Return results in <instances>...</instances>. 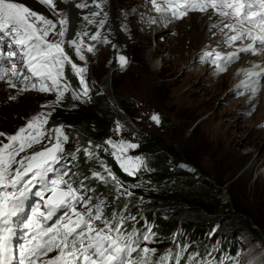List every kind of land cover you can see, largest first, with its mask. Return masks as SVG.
I'll return each instance as SVG.
<instances>
[{
  "label": "rangeland",
  "instance_id": "rangeland-1",
  "mask_svg": "<svg viewBox=\"0 0 264 264\" xmlns=\"http://www.w3.org/2000/svg\"><path fill=\"white\" fill-rule=\"evenodd\" d=\"M14 2L44 15L57 23V27L61 14L66 16L69 20L68 39L75 38V33L82 31L77 27L72 30V7L75 0H54L56 11L40 3V0H14ZM89 4L87 10L95 9L91 0ZM110 4L113 13L111 17L105 19L103 25L107 32L101 33L98 41L84 38L86 43L94 46L93 52L84 51L85 61L75 57L74 51L68 47L67 42L64 45L65 51L70 54L73 61L87 69L84 73L89 87L87 95L92 94L94 89L97 90L93 94L97 111L102 113L103 117L107 116L104 121L110 125V131L114 133L108 140L113 141L114 145L120 144L121 141L138 145L134 149L125 148L122 152H118L129 157H141L142 154L149 152L138 140L137 133L143 134L144 139L151 135L153 139L165 141L173 148V153L182 157L183 160L177 161L184 168L187 169V162H192L195 165L191 164L192 174L197 172L201 178L217 185L221 192L220 196L228 205L234 203L239 205L246 212L251 213L257 223L264 224V103L260 104V100L264 99V78L258 81L259 78L250 79L248 76L249 71L256 72L264 67V52L256 55L258 62L252 61L247 64L245 55L240 54L238 59L229 63L226 67L227 71L240 63L242 69L239 68L238 72L229 78L230 83L227 87L221 89L218 86L216 64H223V61L212 63L214 57L205 58V53L227 55L235 50L236 46L229 47L225 44L223 33L220 34L221 47L219 44L208 42L204 43L200 50L194 48V40L182 38L184 44L191 45L188 50L183 51L182 57L178 55L179 50H172L174 42L170 43L176 31L203 22L204 12L196 13L197 16L194 17L173 19L170 12L156 11L158 5L166 7L163 0H155V2L154 0H111ZM78 12L81 10L78 9ZM78 19L83 22L82 16ZM88 26L93 28L91 31L100 29L95 24ZM215 34L206 33L205 36L207 38ZM103 38L109 42H99ZM49 39L58 40L60 37L50 36ZM119 56L127 57L128 64L127 67L120 68L114 77L113 93L120 106L123 104L130 109L134 120L130 118L135 125H132L125 115L110 103L103 90L110 70L118 66ZM178 57L185 60L179 62ZM257 65L259 67H256ZM17 67L23 68V63L18 61ZM25 74L31 76L28 71ZM222 76L228 78L227 72ZM17 84L19 88L24 86L22 83ZM241 87L247 90L238 94L236 90ZM253 87L256 89L254 92ZM12 96H16V99H10ZM248 98H251V101H248ZM55 100L54 92L29 90L18 94L16 89L1 82L0 132L15 134L32 116L48 111H52L53 114L45 127L51 129L56 126L52 124V119L56 118L55 113L58 112V115L62 112L58 106L55 109L44 106L51 105ZM78 101L79 99L76 100L78 108L84 109V103ZM153 115L159 117V123L151 119ZM75 121L68 126L73 133L68 137L67 142L63 143V148L79 143L82 139L84 130L78 125V121ZM164 122L166 130L162 128ZM118 124L121 126L119 130H117ZM166 132L167 136H163ZM0 140L7 143L4 137H0ZM108 140H104L103 144L112 155L117 149L108 145L106 143ZM38 145L36 144L28 152L48 146L44 143ZM227 149L231 153H227ZM23 155L24 153L20 154L21 157ZM244 159L248 161L243 164ZM255 160H258L257 167L251 172L250 168ZM125 163L131 162L125 161ZM64 170L65 168L59 166L55 171ZM64 178L66 179L67 176ZM186 215L197 216L191 211ZM237 236L243 247L239 264H249L250 261H259L264 257V241L254 244L243 233H237ZM220 237L227 241L232 239L233 234L227 233ZM219 248L221 245L216 242L213 251L216 252ZM54 255L55 252L51 256Z\"/></svg>",
  "mask_w": 264,
  "mask_h": 264
},
{
  "label": "snow or ice",
  "instance_id": "snow-or-ice-1",
  "mask_svg": "<svg viewBox=\"0 0 264 264\" xmlns=\"http://www.w3.org/2000/svg\"><path fill=\"white\" fill-rule=\"evenodd\" d=\"M40 3L56 11L54 0H40ZM163 3L166 7L158 5L156 11L170 12L173 19H182L195 11L217 17L218 22L211 27L224 34L227 46H236V50L227 55L205 53V58L214 57L213 63L223 61V64H216L220 71H224L242 53L257 55L264 52V0H163ZM91 4L100 11H92L83 19L102 28L106 17L102 15L101 2L91 0ZM89 6V0L75 4L78 9ZM58 24L59 27L44 15L14 0H0V82L16 89L18 94L29 90L55 92L56 100L44 106L51 109L59 106L69 90L70 86L64 79L66 64L79 77L83 89L80 93L73 92V99L87 96L89 92L84 78L87 69L73 61L65 51V43L72 48L76 58L85 61L84 51L91 53L94 46L86 43L84 38L98 41L101 37L100 32L90 34L81 31L75 33V38L68 39V18L61 14ZM50 36L60 39H49ZM99 42L109 41L103 38ZM119 60L122 66L127 63L124 56ZM18 61L23 63L30 77L17 67ZM248 76L250 79L264 78V72L249 71ZM17 82L24 86L19 88ZM255 90L253 87L252 91ZM10 99H16V96ZM52 114L48 111L32 116L15 134L0 132V137L7 141L0 140V264H13L16 253L11 242L15 218L23 212L28 194L37 185L41 190L35 195L43 201L46 211L40 206L35 207L25 223L24 228L29 230L28 241L21 246L18 264H169L170 261L180 264L179 254L173 255L169 250L157 257V249L147 246L154 242V233H139L135 229L127 231L124 224L129 217L119 213L106 215L108 205L103 200L93 204L92 197L84 195L83 181L80 182L81 187H75L73 179L64 178L70 170L49 180V173L55 172L56 166L64 159L62 145L68 140L62 125L53 129L45 127ZM151 119L159 123L158 116L153 115ZM120 127L118 124L117 130ZM45 140L51 143V147L43 146L40 150L28 152ZM106 143L117 149L112 155L128 175L134 176L144 167L142 157L118 154L125 148L134 149L138 145L124 141L114 145L111 140ZM84 152L92 155L88 149ZM21 153H24L22 157ZM71 158L75 159V156ZM125 161L131 163L126 164ZM104 170L107 177L99 172L91 175L104 183L110 178L122 195L132 196L109 168ZM46 193L50 195L46 196ZM53 252L56 255L49 256ZM249 264H264V258Z\"/></svg>",
  "mask_w": 264,
  "mask_h": 264
},
{
  "label": "trees",
  "instance_id": "trees-1",
  "mask_svg": "<svg viewBox=\"0 0 264 264\" xmlns=\"http://www.w3.org/2000/svg\"><path fill=\"white\" fill-rule=\"evenodd\" d=\"M64 79L70 87L58 106L62 114L55 113L52 124L56 126L51 129L62 125L64 133L71 137L73 132L68 126L77 120L84 130L79 143L64 147V159L60 165L70 170L66 179H73L75 187H81L80 182L83 181L84 195L92 197L93 204L101 200L107 203L106 215L119 213L129 217L124 224L127 231L135 229L139 233H154V242L147 246L157 249V257L171 250L173 255L179 254L180 264H239L243 247L237 233L247 235L254 244L264 241V224L257 223L251 213L239 205H228L220 196L217 185L201 178L197 172L192 174L190 169L194 164L189 160H186L189 161L187 169L184 168L177 161L183 160L182 157L173 153V148L165 141L153 139L151 135L144 139L143 134L137 133L138 140L149 152L141 155L144 167L134 176L124 172L103 144L114 133L104 121L107 116L103 117L97 111L93 97L97 90L94 89L87 97L81 96L78 102L84 103L85 108L80 110L72 93H80L83 89L79 78L67 64ZM121 106L134 120L130 109L123 104ZM162 128L166 130L165 122ZM163 136H167V132ZM43 143L51 147L48 140ZM84 149L92 155H87ZM73 155L75 159L71 158ZM105 167L132 196L122 195L110 178L104 183L92 177L94 172L107 177ZM188 211L197 216L188 217ZM227 233L233 234L232 239H221L220 235ZM216 242L221 248L214 252ZM169 264H175V261Z\"/></svg>",
  "mask_w": 264,
  "mask_h": 264
},
{
  "label": "bare ground",
  "instance_id": "bare-ground-1",
  "mask_svg": "<svg viewBox=\"0 0 264 264\" xmlns=\"http://www.w3.org/2000/svg\"><path fill=\"white\" fill-rule=\"evenodd\" d=\"M77 2H81V0H75V2L73 3V7H72V9H73L72 30L74 31L75 27H77L78 29H80L82 31H87L88 33H95L97 30L91 31L93 28L89 27L88 23L84 19H83V22L81 23L79 21L78 17L79 16L84 17L85 15H90V13L92 11H100V9L95 8L96 10L95 9L87 10V8H85V9H80L81 12H78V8L75 7V4ZM89 2H90V0H89ZM100 2H101V8L103 9L102 15L105 16L106 18L111 17L112 13H113V10H112L111 4H110L111 0H100ZM187 16L194 17L197 15L196 14H188ZM94 19L98 20V19H100V17H95ZM214 22H218L216 16H214V15L210 16L208 13H204L203 22L192 24L190 26L184 27L183 29H180L179 31H176L174 34V37L170 41V43L174 42V48H172V50H175V51L179 50L178 55L180 57H182L183 51L188 50L190 48L189 46H191V45L186 44V43L184 44L181 40L182 38H190V39L194 40L195 41L194 48L197 50H200L202 48V46L204 45V43H208V42H212L213 44H217V45L219 44V46L221 47L222 46V41H221L222 37L220 35L221 32L218 29H214L211 27ZM73 31H72V34L74 33ZM97 32L106 33L107 30H106V28L104 29V27H102V28L100 27V29ZM206 33H216V34L214 36L211 35V36L206 38V36H205ZM72 34H71V36H72ZM235 50H236V48H235ZM242 54L245 55L244 59H245L247 64L252 63V61H255V62L259 61V59L257 58L256 55H252L250 53H242ZM182 60H185V59H181L179 57L177 58V61H179V62H181ZM259 64H260V62H259ZM261 64H263V63H261ZM241 67H242V64L240 63L239 65H234L233 68H231V70H228V71L226 69L224 71H220L218 69L216 71V74L219 76L218 86H220L221 89H224L225 87H227V85L230 83L229 78L230 77L232 78V76L235 75L238 72L239 68H241ZM20 70L24 73L27 71V69L24 67L21 68ZM226 72H227L228 78H223L222 74H225ZM256 72H264V67L260 68V70H258ZM253 78H259L258 81H261L263 79L261 77H253ZM17 83H19V82H17ZM244 90H247V88L241 87V88H238L236 91L239 94L240 92H243ZM248 101H251V98H248ZM263 103H264V99H261L260 104H263ZM132 125H135V124L132 122ZM226 152L231 153L228 149ZM247 161H248V159H244L243 164L246 163ZM257 162H258V160H255L254 163L252 164V166L250 168L251 172H253L255 170V168L257 167ZM60 173H61L60 171H57V172H52L50 174L60 176Z\"/></svg>",
  "mask_w": 264,
  "mask_h": 264
},
{
  "label": "water",
  "instance_id": "water-1",
  "mask_svg": "<svg viewBox=\"0 0 264 264\" xmlns=\"http://www.w3.org/2000/svg\"><path fill=\"white\" fill-rule=\"evenodd\" d=\"M120 57V56H119ZM125 57V56H124ZM127 59V57H126ZM128 64V59H127V63L124 64L123 66L121 65L120 60H118V66L115 68H112L105 80V87L103 88V90L105 91L106 96L108 97L110 103L116 107V109H119L127 118V120L132 123V120L130 119V117L128 116V114L122 109V107L120 106L116 96L113 93V88H112V82L114 77L116 76V74L118 73V71H120V68L122 67H127Z\"/></svg>",
  "mask_w": 264,
  "mask_h": 264
}]
</instances>
